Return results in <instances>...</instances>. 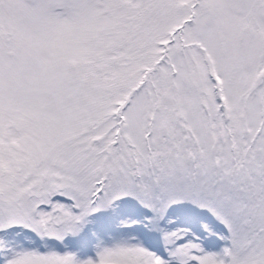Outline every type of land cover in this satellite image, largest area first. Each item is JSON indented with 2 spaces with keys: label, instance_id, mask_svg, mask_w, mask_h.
I'll list each match as a JSON object with an SVG mask.
<instances>
[{
  "label": "snow or ice",
  "instance_id": "6c2138e0",
  "mask_svg": "<svg viewBox=\"0 0 264 264\" xmlns=\"http://www.w3.org/2000/svg\"><path fill=\"white\" fill-rule=\"evenodd\" d=\"M0 264H264V0H0Z\"/></svg>",
  "mask_w": 264,
  "mask_h": 264
}]
</instances>
